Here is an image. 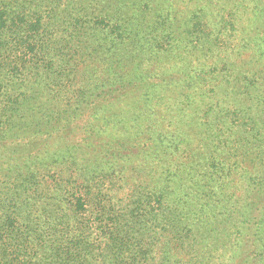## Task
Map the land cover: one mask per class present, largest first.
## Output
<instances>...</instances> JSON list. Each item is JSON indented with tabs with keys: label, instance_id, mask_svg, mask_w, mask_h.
Returning a JSON list of instances; mask_svg holds the SVG:
<instances>
[{
	"label": "trees",
	"instance_id": "obj_1",
	"mask_svg": "<svg viewBox=\"0 0 264 264\" xmlns=\"http://www.w3.org/2000/svg\"><path fill=\"white\" fill-rule=\"evenodd\" d=\"M0 264H264V0H0Z\"/></svg>",
	"mask_w": 264,
	"mask_h": 264
}]
</instances>
